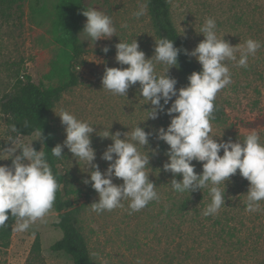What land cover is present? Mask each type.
Instances as JSON below:
<instances>
[{"label": "rangeland", "instance_id": "rangeland-1", "mask_svg": "<svg viewBox=\"0 0 264 264\" xmlns=\"http://www.w3.org/2000/svg\"><path fill=\"white\" fill-rule=\"evenodd\" d=\"M83 1L86 9L96 8L112 18L117 36L101 39L92 46L85 41L88 38L82 32L85 17L79 31L84 54L76 59L65 31L52 26L55 5L60 0H25L12 7L0 0V102L3 95L13 89L17 71L22 75L24 72L30 74L32 80L45 86L64 83L73 71L78 82L56 102L49 115L50 123L59 144L66 139L65 126L57 116L62 109L94 126L96 131L91 134L92 147L96 151L94 163L99 165L101 172L107 169L109 162L100 157L112 143L98 135L103 130L111 126L112 133L129 131L130 135L138 124L145 131L153 132L145 146L150 157V168L146 171L157 186L159 200L150 202L138 212L130 214L127 200L122 202L123 207L112 211L100 214L91 211L90 205L98 201V193L90 184L83 183L89 178L84 162L78 159L76 162L66 147L62 153L65 156L58 160V170L66 176L68 190L83 189L82 194L72 196L75 217L88 242L93 264H136L138 258L142 264H264V201L260 202L257 212L245 210L250 182L239 170L226 182V207L222 206L216 215L207 217L203 215L205 209L200 214L192 211L182 222L171 210L175 196L169 183L171 176L163 170L168 158L161 155L160 140L155 135L159 128H167L171 118L161 112L157 119L145 120L153 106L139 96L138 82L129 88L127 97L112 95L102 88L106 67H127L115 60V45L120 40L130 43L136 38L146 58L154 55L158 37L152 25L149 1ZM169 3L173 21L190 52L204 39L199 32L209 17L216 21L217 35L225 36L233 46H243L248 39L261 43L255 56H249L247 68L229 62L232 83L216 97L223 120L211 121V125L217 142L229 138L242 142L252 131L258 132L264 142V0H169ZM141 6H145V14L137 18L134 13ZM42 13L44 16L40 15ZM36 20L41 24H36ZM122 24H127V28H122ZM105 46L110 49L107 53L102 51ZM167 67L156 64L157 75H162ZM168 75L177 80V89L184 87L175 67L169 69ZM170 106L171 102L166 107ZM38 137L36 133L15 136L0 108V148L11 147L9 140L14 139L17 147L33 142L34 149L38 144L42 151L41 142L35 141ZM120 138L123 139V135ZM140 150L144 152L143 148ZM20 151L18 149L16 154ZM219 154L223 155V150ZM0 158H7V154ZM11 162V159L0 160V165H11ZM113 183L123 181L113 178ZM219 187L224 190L223 184ZM206 189L205 197L211 203L212 197ZM66 193L67 190L65 198L68 197ZM217 216L222 224L215 222ZM58 220L53 205L42 221L32 224L25 232L14 231L15 222L9 248H0V264H26L37 235L41 237L43 250V262L38 264H74L69 254L52 249L63 236L57 226Z\"/></svg>", "mask_w": 264, "mask_h": 264}, {"label": "clouds", "instance_id": "clouds-1", "mask_svg": "<svg viewBox=\"0 0 264 264\" xmlns=\"http://www.w3.org/2000/svg\"><path fill=\"white\" fill-rule=\"evenodd\" d=\"M145 10V6H141L134 16H143ZM82 14L87 18L82 32L88 38L85 41L92 46L101 39L117 36L112 18L103 11L88 8L82 10ZM121 27L127 28V24ZM199 34L204 39L191 52L175 47L174 40L162 37L155 41L151 58H146L139 49L136 38L130 43L120 40L115 45V60L127 67H106L102 88L112 95L127 97L129 88L138 82L139 96L153 106L145 120L157 119L161 112L171 118L167 128H159L155 135L169 146L165 152L168 161L163 170L172 173L169 182L172 191L192 193L208 188L212 199L203 215L214 216L222 206L226 207V182L239 170V174L250 182L245 210L254 213L264 201V142L256 131L250 132L242 142H233L231 138L217 142V137L212 135L211 121L217 110L214 101L218 92L232 83L229 62L247 68L249 56H255L262 45L257 40L248 39L243 46H233L224 39L225 36L217 35V24L211 17L205 20ZM109 50L107 46L102 49L104 53ZM181 51L194 57L202 68L188 76L187 86L177 89V80L168 72L177 67ZM156 64L168 66L162 75H157ZM79 69L80 65L76 71ZM170 102L171 106L166 107ZM57 116L65 126L66 139L51 149L52 155L58 159L64 157L62 153L66 147L76 162L77 159L84 162L89 178L83 183L90 184L98 193V201L90 205L91 211L97 214L112 211L123 207L122 202L127 200L131 214L159 200L157 186L146 171L150 168V157L145 146L153 132L145 131L137 124L130 135L129 131L112 133L111 126L101 134L97 133L112 141L100 157L109 162L107 169L101 172L99 165L94 163L96 151L91 141V134L96 131L94 126L67 110L62 109ZM44 139L40 132L35 141L43 144ZM9 142L11 147L0 148V156L7 154V158L0 160L12 161L11 165H0V228L7 226L10 210L11 217L16 218L14 231L22 233L42 221L53 209L56 193L62 185L53 174L45 153L35 150L33 142L19 147L16 140L10 139ZM18 149L22 151L16 154ZM221 150L223 155L219 154ZM151 151L156 153L155 149ZM194 160L202 163V173H196ZM177 174L182 175L181 180L175 178ZM113 178L121 179L123 183H113ZM221 184L224 185L223 191L219 187ZM136 264H142L139 258Z\"/></svg>", "mask_w": 264, "mask_h": 264}, {"label": "trees", "instance_id": "trees-1", "mask_svg": "<svg viewBox=\"0 0 264 264\" xmlns=\"http://www.w3.org/2000/svg\"><path fill=\"white\" fill-rule=\"evenodd\" d=\"M6 5L12 7L21 4L25 0H3ZM151 13V20L153 28L155 29L158 40L160 38H167L174 40V46L180 49H188L186 43L183 41L179 29L175 25L171 5L169 0H148ZM83 0H60L55 5L54 18L52 26L56 30L65 31L66 38L71 47L73 58H80L84 54L83 46L80 42L79 31L81 23L85 16L82 10H87ZM43 15L44 14H40ZM41 24L36 20V24ZM190 52V51H189ZM181 78L183 86H187L188 76L196 71L201 70V65L193 58L185 55L183 51L178 56V65L175 67ZM33 77L24 72H16L15 83L13 89L5 93L1 98L0 108L1 113L4 114L15 136L23 135L30 136L33 134H40L42 132L45 137L42 151L45 153L47 162L51 166L53 174L56 176L58 183L62 185L56 193L54 207L58 212L57 226L63 232L61 239L57 240L53 245L54 251H64L69 254L74 264H93L88 242L80 231V228L75 217V201L73 194H82L83 189L77 191H70L67 188V179L58 170V158L52 155L51 149L59 144L55 132L50 123L49 115L54 108L56 102L61 98L62 94L69 88L77 84L78 76L70 71L69 78L64 83L58 85H41L34 80ZM217 110L214 113L212 122H221L223 120L222 109L218 106L217 101H214ZM27 124V127L25 125ZM15 129V130H14ZM169 146L159 141V150L163 157H167L165 152ZM35 150L39 151V145H35ZM168 158V157H167ZM196 173H202L203 169L201 162L193 161ZM171 179L173 178L170 173ZM177 180L182 179V175L177 174ZM67 190L65 198L64 191ZM207 189L197 190L192 193H176L174 191V200L171 202V210L178 215L182 222L187 218L192 211L200 214L210 204L209 199L205 197ZM172 214V213H171ZM194 218L197 219L196 216ZM193 218V219H194ZM217 224H222L220 217H215ZM16 222L15 217H11L9 210V221L5 228H0V248L8 249L11 244L13 235V226ZM42 241L39 235L36 236L30 255L26 264H38L43 262Z\"/></svg>", "mask_w": 264, "mask_h": 264}]
</instances>
